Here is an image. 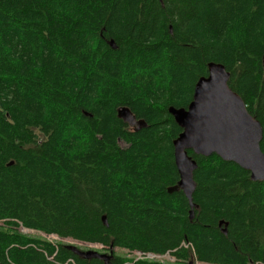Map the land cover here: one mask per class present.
I'll return each instance as SVG.
<instances>
[{"label": "trees", "instance_id": "1", "mask_svg": "<svg viewBox=\"0 0 264 264\" xmlns=\"http://www.w3.org/2000/svg\"><path fill=\"white\" fill-rule=\"evenodd\" d=\"M210 61L260 121L264 152V0H0V264H264V180L189 149L192 219L167 192L182 130L167 108L187 107ZM19 226L175 262L88 260Z\"/></svg>", "mask_w": 264, "mask_h": 264}, {"label": "water", "instance_id": "2", "mask_svg": "<svg viewBox=\"0 0 264 264\" xmlns=\"http://www.w3.org/2000/svg\"><path fill=\"white\" fill-rule=\"evenodd\" d=\"M107 42L111 47H116L112 39ZM229 77L230 72L222 63L210 61L207 63V75L197 79L187 107L170 105L167 108L182 129L172 141L179 179L174 185L167 187V192H183L188 201L190 219L198 205L192 198L196 187L193 173L197 162L188 154L189 149L203 156L215 153L221 159L232 161L248 170L252 181L264 180V152L260 148L261 123L247 110L242 97L230 88ZM116 115L134 131L147 126L144 119L137 118L125 105L116 108ZM102 221L108 225L105 215L102 216ZM218 225L225 234L227 223L220 220ZM67 245L69 250L81 258L99 259L105 263L114 251L112 245L109 246L108 253L82 249L74 244ZM186 264H194L193 259Z\"/></svg>", "mask_w": 264, "mask_h": 264}, {"label": "rangeland", "instance_id": "3", "mask_svg": "<svg viewBox=\"0 0 264 264\" xmlns=\"http://www.w3.org/2000/svg\"><path fill=\"white\" fill-rule=\"evenodd\" d=\"M120 144L123 145L124 143L122 141H120ZM2 225H3V222L0 221V227ZM17 230H18V232H20L23 235L41 238V239H44V240L50 242L53 245H56L58 242L63 243V244H74V245H77L79 248H82V249H93V250H96V251L101 252V253H108V248H102V245H100L98 243H87V242L78 241L76 239L68 238V237L67 238H60L55 234H45L44 235L38 231L23 229L22 226L17 227ZM114 253L122 255L123 257L126 258V260H130V261L150 260V261L161 262L160 260H163V263H174L175 262V258L172 257L173 255L171 256L173 260H169L165 257H155L153 259H149V258H144V256L138 254L137 250H127V249H120V248H116V247L114 248ZM171 261H173V262H171Z\"/></svg>", "mask_w": 264, "mask_h": 264}, {"label": "built area", "instance_id": "4", "mask_svg": "<svg viewBox=\"0 0 264 264\" xmlns=\"http://www.w3.org/2000/svg\"><path fill=\"white\" fill-rule=\"evenodd\" d=\"M22 228L23 229H28V230H34V231H38V232H40L41 234H44L45 235V233H43V232H41V231H39V230H36V229H31V228H26V227H23L22 226ZM183 245L185 246V247H187L188 246V244L186 243H183ZM138 251V254H140V255H142V256H144V258H149V259H153V258H155V257H165V258H167V259H169V260H173L172 259V257L173 258H175L174 256H172V254H171V252L170 251H167V252H165V253H154V252H151V251H141V250H137ZM142 252V253H141ZM137 253V252H136ZM172 256V257H171ZM150 261V260H149ZM161 261V263H163V260H160ZM156 262H159V261H156ZM171 262H173V261H171ZM195 263L196 264H217V263H206V262H201V261H198V260H195Z\"/></svg>", "mask_w": 264, "mask_h": 264}, {"label": "flooded vegetation", "instance_id": "5", "mask_svg": "<svg viewBox=\"0 0 264 264\" xmlns=\"http://www.w3.org/2000/svg\"><path fill=\"white\" fill-rule=\"evenodd\" d=\"M105 252V251H104Z\"/></svg>", "mask_w": 264, "mask_h": 264}]
</instances>
